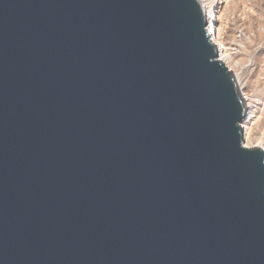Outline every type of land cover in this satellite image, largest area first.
<instances>
[{"label":"water","instance_id":"water-1","mask_svg":"<svg viewBox=\"0 0 264 264\" xmlns=\"http://www.w3.org/2000/svg\"><path fill=\"white\" fill-rule=\"evenodd\" d=\"M198 0H0V264H264V151Z\"/></svg>","mask_w":264,"mask_h":264},{"label":"rangeland","instance_id":"rangeland-1","mask_svg":"<svg viewBox=\"0 0 264 264\" xmlns=\"http://www.w3.org/2000/svg\"><path fill=\"white\" fill-rule=\"evenodd\" d=\"M260 2L263 3L259 6L257 3ZM232 3L221 21L222 33L229 28L226 42L234 56L228 66L238 75L245 86L244 93L256 106L249 127L261 139L259 144L264 146V0H235Z\"/></svg>","mask_w":264,"mask_h":264},{"label":"bare ground","instance_id":"bare-ground-1","mask_svg":"<svg viewBox=\"0 0 264 264\" xmlns=\"http://www.w3.org/2000/svg\"><path fill=\"white\" fill-rule=\"evenodd\" d=\"M209 22L208 32L212 43L215 45L218 53V58L225 66L235 75L239 90L244 98L247 106V113L242 122L244 131V145L247 149L260 148L264 151V146L260 145V138L257 137L255 131L249 127L251 119H253L256 112V106L253 100L244 93L245 86L241 83L238 75L228 66L229 61L234 59L232 48L226 42L228 29L224 33L221 32V21L226 8L235 0H198ZM263 2L257 3L259 6ZM233 4V3H232ZM229 21V20H228ZM243 22V20H242ZM229 23V22H228ZM244 25V23H242ZM244 27V26H243ZM225 34V36H224ZM252 124V123H251Z\"/></svg>","mask_w":264,"mask_h":264},{"label":"clouds","instance_id":"clouds-1","mask_svg":"<svg viewBox=\"0 0 264 264\" xmlns=\"http://www.w3.org/2000/svg\"><path fill=\"white\" fill-rule=\"evenodd\" d=\"M262 163H264V161H262Z\"/></svg>","mask_w":264,"mask_h":264}]
</instances>
